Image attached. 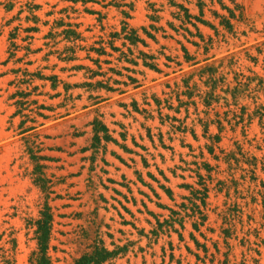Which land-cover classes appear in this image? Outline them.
Returning <instances> with one entry per match:
<instances>
[{
    "label": "rangeland",
    "instance_id": "rangeland-1",
    "mask_svg": "<svg viewBox=\"0 0 264 264\" xmlns=\"http://www.w3.org/2000/svg\"><path fill=\"white\" fill-rule=\"evenodd\" d=\"M44 213L50 264H264V0H0V264Z\"/></svg>",
    "mask_w": 264,
    "mask_h": 264
},
{
    "label": "trees",
    "instance_id": "trees-1",
    "mask_svg": "<svg viewBox=\"0 0 264 264\" xmlns=\"http://www.w3.org/2000/svg\"><path fill=\"white\" fill-rule=\"evenodd\" d=\"M185 12H187L186 10H184ZM188 18H191L189 15H187ZM197 22L202 23L204 25L208 24L206 21H201L199 19H196ZM227 24V23H226ZM194 27L195 24H193ZM201 37V35H200ZM134 41L138 42L140 41V39H138L137 37H135L133 39ZM186 52V51H185ZM144 58H148L144 57ZM188 58V57H186ZM144 64L146 66H149L151 68H156L151 64H148L146 62H144ZM132 83H136L137 80L130 78ZM107 91H114V89H111L110 87H106ZM49 223H50V217L48 216V214H43V219L38 221V245H39V255L36 257V262L37 264H50L49 259L46 257V251H47V247H48V238H49ZM104 251H98L96 252L94 255L89 256V257H84L81 258L80 260L76 261L74 264H91V263H95L96 261H100L105 259L108 254L107 253H103ZM105 254V255H104Z\"/></svg>",
    "mask_w": 264,
    "mask_h": 264
},
{
    "label": "crops",
    "instance_id": "crops-1",
    "mask_svg": "<svg viewBox=\"0 0 264 264\" xmlns=\"http://www.w3.org/2000/svg\"><path fill=\"white\" fill-rule=\"evenodd\" d=\"M98 99V98H97ZM98 103H100V102H97L96 104H98Z\"/></svg>",
    "mask_w": 264,
    "mask_h": 264
}]
</instances>
